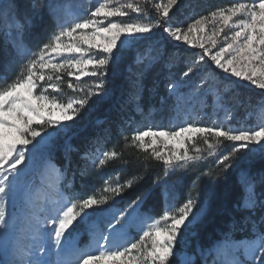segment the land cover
Segmentation results:
<instances>
[{"label": "snow or ice", "instance_id": "6c2138e0", "mask_svg": "<svg viewBox=\"0 0 264 264\" xmlns=\"http://www.w3.org/2000/svg\"><path fill=\"white\" fill-rule=\"evenodd\" d=\"M148 2L149 0H143L145 5ZM177 3L178 0H158L154 9L159 14V19L131 22L122 18L129 16L130 13L145 15L148 11L142 6L141 0H127L125 3H119V0H104L90 11L89 18L77 19L66 26H60L47 43L32 53V58L17 79L0 89V201H15L18 198L25 202L29 201L31 189L29 175L40 161L50 163L48 153L45 151L49 141L53 135H59L72 127L66 122L74 120L80 114L91 96L99 98L96 101L99 102L110 95L105 80L109 64L115 67L129 39L132 42L150 39L157 29L163 27L169 39L176 44L183 43L191 48L200 49L197 64L203 65L208 59L223 73L264 89V0L252 2L238 0L225 8L199 17L186 27H173L169 24L170 12ZM44 7L51 9L53 6L50 3L45 5L43 0H31L32 15L21 21L16 8L11 4L7 6L10 18L7 34H12L13 27L16 29L13 43L21 52L23 32L36 19L41 18V9ZM209 24L211 30L206 36L201 35L196 39L192 35L196 32L205 33ZM225 29L231 30V35L230 37L225 35V42L217 47ZM122 36L125 40H121ZM118 42L120 49L114 52ZM94 50L101 55L94 54ZM159 56L158 53L152 60L158 59ZM44 69L51 71L48 73L40 71ZM61 71L67 73L68 77H74L75 83L71 80L67 82V87L72 91L85 92L80 84L84 77L95 78L93 82L95 91L70 99L66 103L59 102L56 95L49 94V89L53 93L62 92ZM192 72L193 68L189 67L183 72V76L189 77ZM168 90L169 95L176 98L178 107L184 100L180 85L169 84ZM220 106L217 104V107ZM45 126L56 131L42 136ZM196 136L202 139L209 151L222 141L233 142L235 146L232 152L218 159L224 170L233 167L231 160L234 153L247 151L251 154L259 151L264 155V126H260L258 130H239L186 124L175 130L149 128L136 131L132 140L145 152L149 147L155 146L158 140H162L166 147L170 145L169 155H164L155 147L151 155L157 161H162L167 170L174 172L187 168L201 159L200 147H194V154L189 155L188 142H192ZM209 136L215 139V144L208 143ZM146 138H150V142ZM103 155L110 159L116 157L117 153L111 151ZM104 162V159L99 161L100 164ZM70 165L71 159L66 156L65 170ZM261 179L264 181V177ZM130 186L129 184L128 187ZM123 187L124 185L105 187L104 191L118 196ZM108 199L105 196L98 200L95 195H89L78 203L69 202L64 209H52L50 216L38 219L33 226V239L48 241V247L45 248L44 243H40L35 252L24 244L26 229H18L16 219L9 217L5 205L0 203V246L4 248L6 254L10 253L7 264H107L108 261L113 264H172L170 258L176 255L178 240H185L190 229L206 210L204 201H200L198 206L197 199L188 198L182 205L169 207L163 213L161 219L166 226H157L160 220H156L142 232L138 240H135L127 237V231L135 226L139 217L143 216L139 198L130 206L133 208L131 213L127 209L122 212L104 209L102 213L89 212L81 215L86 209L107 204ZM257 203L255 181L249 177L241 207L252 210ZM259 203L260 207L264 208V201ZM78 217L79 223L73 228ZM98 217H102L104 228L96 240L101 250L91 252L79 248L75 237L79 235L80 226H91L95 235ZM41 223L44 229L51 226V232L43 231L39 227ZM223 247L233 250L243 247L253 264H264V233L257 234L254 239L247 242H234L226 237ZM227 264H239V261L231 259Z\"/></svg>", "mask_w": 264, "mask_h": 264}, {"label": "trees", "instance_id": "16d2710c", "mask_svg": "<svg viewBox=\"0 0 264 264\" xmlns=\"http://www.w3.org/2000/svg\"><path fill=\"white\" fill-rule=\"evenodd\" d=\"M15 3L19 8L29 10L31 0H15ZM228 4L226 0H187L173 14L175 20L185 21L190 14L200 10L215 11ZM149 14L153 17L155 12L150 11ZM43 22L41 38L44 40L54 33L56 27L49 16ZM4 35L0 19V82L7 78L9 68L19 59ZM148 42L145 39L123 50L114 68L109 64L105 80L110 95L99 102L88 101L77 120L70 124L69 133L47 153L50 162L63 172L64 188L71 184L75 199L89 195L98 197L106 194L105 187L124 185L120 195H116V205L124 207L138 198L143 199L141 210L160 217L165 209V191L158 183L167 175V169L162 161L151 155L153 147L158 149L157 145L145 152L133 142L136 123L142 119L134 106L138 105L145 114L162 108L167 110L172 102L168 86L184 77L183 72L190 67L194 53L166 46L164 54L153 64L148 65L146 60L137 63V55L145 51ZM94 81V77H87L81 83L86 87L92 86ZM227 103L229 108L238 105L234 122L244 121L249 110L262 103V97L238 89ZM208 143L215 144L216 141L209 136ZM188 147L191 154H194V147L202 149L201 162L170 177L169 190L179 205L188 198L208 199L203 219L187 235L192 232L189 239L196 257L194 264H205L203 250L212 252L216 242L224 241L226 237L232 241L252 240L257 234L264 233V208L259 203L264 201V181L261 179L264 177V155L247 160L232 159L233 167L224 170L218 159L232 152L230 143L222 141L209 151L198 136L188 142ZM111 151H115L117 156L105 158L103 154ZM209 153H212L210 160L206 159ZM66 156L71 159L67 170ZM101 159L105 160L103 164L99 163ZM243 175L255 181L258 203L252 210L241 207L246 195Z\"/></svg>", "mask_w": 264, "mask_h": 264}, {"label": "rangeland", "instance_id": "374dc122", "mask_svg": "<svg viewBox=\"0 0 264 264\" xmlns=\"http://www.w3.org/2000/svg\"><path fill=\"white\" fill-rule=\"evenodd\" d=\"M187 0H178L177 5L170 12V21L169 24L173 27L181 26L186 27L190 23L194 22L201 16L208 15L209 10H200L196 14H190L185 21H177L174 18V11L179 8L183 3ZM229 4L238 2V0H226ZM104 2V0H43L45 5L51 4L53 7L50 9L49 7H44L41 9V18L36 19L31 26L27 27L23 32L22 36V44H23V52L17 49L14 46V39L16 35V29L13 27L11 29V35H8L9 32V17L7 14V6L9 4L13 5L17 10V15L21 21L26 19V16L32 15V9L30 5V9H22L15 3V0H0V19L3 23L4 31H5V39L12 46L15 51L17 59L12 66L9 68L8 76L6 79H2L0 82V89H3L7 86V84L11 83L19 76L22 69L25 68L28 61L32 58V53H35L39 50L40 47L43 46L44 43H47L51 36L58 31L60 26H66L77 19H87L89 18V13L91 10H94L99 3ZM127 0H119V3H125ZM158 2V0H149V2L145 5L143 4V0H141L142 6H145L148 11L145 15H137L136 13H130L129 16L122 18L125 21L131 22H148V21H156L159 19V14L155 12L154 5ZM244 2H252V0H244ZM154 11L155 15L152 17L149 12ZM46 16H49L51 21L55 24L54 33L50 36H47L44 40L41 38L42 36V24L44 23V19ZM157 18V19H156ZM114 20H120L121 18H112ZM211 30V24L208 25L206 32L201 34L199 32L193 33L192 35L199 39L201 35H207ZM225 35H231V30L225 29V33L221 34L219 38V42L217 47L220 46V43L225 42ZM121 40H125V37L122 36ZM142 39L138 42H132L130 39L127 40L125 47L123 50H127L132 48L134 45L143 41ZM149 42L145 48L143 53H139L136 57L137 63H142L146 60L148 65L153 64L156 60H152V57L157 56L159 53L160 56L164 54V48L166 46H171L172 48H181L185 51L194 53V59L190 65L193 68V72L189 77H182L181 80L174 82L172 84L180 85V92L184 95V100L181 101L179 106L176 105V98L174 96H170L172 102L167 110L164 108L160 109L158 112H151L145 114L138 105L134 106L135 111L142 115V119L136 123L135 129L137 131L151 129H161V130H175L181 126L186 124H195L196 126H211V127H223L225 129H239V130H258L260 126H264V89H259L255 85L250 84V82L239 80L236 77H231L229 74L223 73L222 70L215 67L210 60L206 59L204 64H197L196 61L198 59V54L200 49L191 48L190 46L184 45L183 43L176 44L171 41L168 37V34L164 32L163 27L157 29L155 34L151 36L150 39H146ZM120 49V42H118L117 49H114V52ZM215 51V49H213ZM174 53H177L175 50ZM94 54L101 55L98 51L94 50ZM159 56V57H160ZM44 73H48L51 70L44 69L40 70ZM61 76L63 80L61 82V93H53L51 89H49V94L56 95L58 97L59 102L66 103L70 99L80 97L83 95H87L90 91H95L93 85L84 87L85 92H74L67 87V82L71 80L75 83L74 77H68L67 73L61 71ZM87 77L82 78L81 82ZM80 84L83 86V84ZM203 82V83H202ZM238 89H245L250 93L259 94L262 97V103L249 110L248 115L244 121L234 122L237 118L235 117L234 112L238 108L236 107H228V100L231 96L236 95ZM39 91V89H38ZM71 91V92H70ZM169 92V91H168ZM76 93V94H75ZM70 95V96H69ZM99 98L96 96H91L88 101L95 102ZM101 99V100H105ZM163 103H165L163 101ZM217 104H220V107H217ZM165 111V112H164ZM165 113L164 115H160V113ZM77 117L69 122L77 120ZM39 127V126H36ZM71 127L66 129L64 132H61L59 135H53L48 145L45 148V151L57 145V142L60 138H64ZM56 130L51 127H44L42 131V136H47L49 132H55ZM198 137V136H196ZM194 137V138H196ZM38 140L40 137L37 138ZM150 142V138H146ZM231 146H235L233 142H228ZM158 150H160L164 155L170 154V148L165 146L162 140H158L157 144ZM258 148L259 146H254ZM259 151L255 153H248L247 151H243L240 153H234L233 160L240 159H250L252 157H256L260 155ZM189 155H193L189 153ZM206 159H212V153L207 154ZM201 162V160H197L195 163L190 164L187 168L178 169L174 172L167 170V175L163 180H161L158 184L161 185L165 191L164 199H165V209L166 212L169 207H177L180 206L176 202V198L172 193H170V185L171 180L169 179L175 174L185 172L189 167L196 166ZM248 176L243 175V181L247 183ZM29 182L31 184L30 189V199L28 202H25L22 198H18L17 200H7L0 201L3 203L6 208V212L8 216L11 218H15L17 221L18 229H26L24 244L29 247V249L33 252L36 251V247L39 246L40 243H44L45 248L48 247V241H40L34 240L33 235V226L36 225L37 220H42L52 214V209H64L66 204L78 203L82 199H75L71 184L68 185V188H64V176L63 172L58 169L51 162L40 161L37 167L30 173ZM114 187V186H109ZM107 196L108 202L107 204L96 205L93 209H86L84 213L96 212L102 213L104 209H111L114 212H122L127 209L129 213L133 210L132 204H129L124 207H120L115 204L116 195L111 192H106L104 195H100L96 197L98 200ZM245 198V196H244ZM244 198L242 200V204L244 202ZM198 201V206L200 201L205 202V212L198 218L195 222L194 226L199 223L206 211L208 206V199L197 197L195 198ZM142 200H139L140 204H142ZM79 210V209H77ZM142 217L137 219L135 226L130 227L127 231V237L129 239L138 240L139 236L142 234L144 230H147L148 227L153 225L156 220H160V224L157 226H166L165 222L161 219L162 216L157 217L150 213L144 212ZM195 211V209H194ZM163 212V213H164ZM31 213L32 215H29ZM163 215V214H162ZM99 223L95 225L97 228L96 234L93 235L91 230V226H80L79 235L75 237L77 246L81 249H87L91 252H97L100 247L96 244V240L99 239L100 231H103V220L102 217L97 218ZM80 217L77 218V221L74 222L73 228L77 227L79 223ZM41 229L45 232H51V226L47 229L43 228V224L39 225ZM72 231V229H69ZM192 232H190L191 235ZM189 236L185 238L184 241H179L177 244L176 255L171 259L172 264H194L196 261L195 254L192 252L191 241ZM244 242L250 240H243ZM241 242V241H234ZM150 243V242H149ZM219 249V250H217ZM204 258L206 259L205 264H227L228 260L235 259L239 261V264H253V261L248 258L246 255L245 249L241 247L239 250H233L231 248L225 249L223 247V241L216 242L214 245L213 251L203 250ZM10 258V253H5L4 248L0 246V264H7V260ZM55 259V257H52ZM107 264H113V262L108 261Z\"/></svg>", "mask_w": 264, "mask_h": 264}]
</instances>
